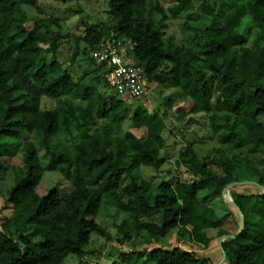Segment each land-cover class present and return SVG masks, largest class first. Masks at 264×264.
I'll return each instance as SVG.
<instances>
[{
  "label": "trees",
  "instance_id": "obj_1",
  "mask_svg": "<svg viewBox=\"0 0 264 264\" xmlns=\"http://www.w3.org/2000/svg\"><path fill=\"white\" fill-rule=\"evenodd\" d=\"M196 1L108 0L110 20L85 30L88 68L76 77L69 66L79 47L62 63L67 37L47 40L46 22L23 10L38 0H0V151L22 156L8 190L13 211L0 223V264H65L70 256L77 264H214L178 246L154 244L174 230L179 241L205 250L217 246L229 264H264V169L248 159L202 158L188 144L177 167L191 181L153 186L138 179L140 168L166 164V119L175 101L165 100L161 114L137 100L126 117L135 99L118 96L104 65L90 55L112 34L131 43L130 57L144 67L149 88L171 89L186 104L176 119L208 116L220 146L264 162V0H218L216 6L203 1L191 44L179 45L165 35L168 22L187 15ZM43 98L55 107L42 109ZM59 133H75L77 142L56 145ZM45 172L59 173L72 190L64 198L56 187L39 194ZM234 184L245 190L231 193ZM104 205L117 210L114 235L99 223ZM93 235L106 245L96 250L98 262L89 256ZM110 245L114 249L107 252Z\"/></svg>",
  "mask_w": 264,
  "mask_h": 264
},
{
  "label": "rangeland",
  "instance_id": "obj_2",
  "mask_svg": "<svg viewBox=\"0 0 264 264\" xmlns=\"http://www.w3.org/2000/svg\"><path fill=\"white\" fill-rule=\"evenodd\" d=\"M163 3L168 4V0H160ZM203 1H206L210 5L216 6L218 0H197L194 7L187 15H182L178 19H170L168 22V28L165 30L166 36H173L179 45L191 44V35L194 34L195 29L198 28L197 19L201 15V6ZM108 0H38L37 6L31 7L26 4L23 5V10L28 14L30 18L42 19L48 25V34H46L47 40H52L60 36L61 38L67 37L65 44H63L58 59L62 63H67L74 57V53L78 49V55L74 59V62L70 64L69 69L76 77H81L83 72L88 68L87 60L82 56V52L87 49L85 42L82 40L87 27H93L99 29L103 22L110 20V13L107 6ZM56 19L58 25L51 23L49 19ZM100 90H103V86H98ZM178 93L175 91L152 86L149 88L148 94L140 101L148 104L150 108H160L161 114L164 113V101L171 98L175 101L172 113H167V130L165 131V138L167 141V147L163 152V156L166 158V164L159 170L142 167L137 173V177L140 180L150 182L153 186H158L163 181L173 182L177 178L183 181H191V174L183 168L177 167V161L179 159V151L191 144L195 147L199 155L203 158H208L213 161H221L223 159H229L233 161L238 160H250L257 168L262 171L264 169V162L260 157H251L246 154V150L234 151L225 146H220L214 139L213 131L209 125L208 116L203 114L188 115L184 119L178 120L176 116L179 109L185 107L184 102L176 100ZM130 107L125 114L126 117L131 118L136 105L139 101H130ZM216 107V100H214ZM56 102L43 98L41 101L42 109H53ZM179 114V113H178ZM138 137L144 138L146 136L145 130H132ZM29 140L34 141L35 138L32 135H27ZM77 142L75 133H59L55 136L54 143L67 144L73 146ZM41 159L45 163L44 151H41ZM0 165H2V171L0 172V223L6 221L12 214V207L7 201L8 190L14 185V173L15 168L22 166L21 153L15 152L14 154L5 156L0 151ZM135 173V174H136ZM58 188L60 190L61 197H65L71 190L72 184L64 180L57 172H45L43 181L38 187L37 192L39 194L46 193L51 188ZM231 193L244 191V187L232 185ZM252 191L258 192L256 187L251 188ZM233 211V210H232ZM117 210L114 207L104 205L101 209L99 217V223H101L110 233L116 234L115 214ZM235 214V212H233ZM177 230L172 231L165 239L160 243H154L157 246H163L168 248L178 246L181 249L198 253L200 256L207 257L212 260L214 264H229L226 260L222 261L220 251L217 246L213 245L210 249L205 250L198 246H195L191 242L177 239ZM146 235L143 234L142 239H136V247H140L143 244V240ZM93 244L89 247V256L94 262L101 261L100 253L96 251L98 248H105V240L99 238L97 235L92 236ZM145 241V240H144ZM145 243V242H144ZM113 246H108L107 252L113 251ZM94 250V251H93ZM112 256V255H111ZM146 259V257H145ZM115 260L121 263L120 257H116ZM111 262V261H110ZM110 262L102 261V264H109ZM65 264H77V261L72 257H68ZM88 264H92L88 261Z\"/></svg>",
  "mask_w": 264,
  "mask_h": 264
},
{
  "label": "built area",
  "instance_id": "obj_3",
  "mask_svg": "<svg viewBox=\"0 0 264 264\" xmlns=\"http://www.w3.org/2000/svg\"><path fill=\"white\" fill-rule=\"evenodd\" d=\"M131 50V43L112 34L92 49L90 55L98 64L104 65L105 78L118 96L141 100L148 94L149 86L145 69L132 61Z\"/></svg>",
  "mask_w": 264,
  "mask_h": 264
},
{
  "label": "water",
  "instance_id": "obj_4",
  "mask_svg": "<svg viewBox=\"0 0 264 264\" xmlns=\"http://www.w3.org/2000/svg\"><path fill=\"white\" fill-rule=\"evenodd\" d=\"M234 185H236V184H234ZM231 204L234 205L233 202H231ZM238 211H240V210L238 209ZM243 229H244V219L241 218V230H240L239 233H241V232L243 231ZM227 237H230V236H227ZM223 239H224V238L220 239V241H219V246H220V247H221V245H222ZM225 259H226V258H225V255H223L222 261H225Z\"/></svg>",
  "mask_w": 264,
  "mask_h": 264
}]
</instances>
